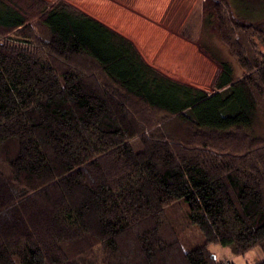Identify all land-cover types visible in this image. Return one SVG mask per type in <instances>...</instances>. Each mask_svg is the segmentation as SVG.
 I'll use <instances>...</instances> for the list:
<instances>
[{
	"label": "trees",
	"instance_id": "16d2710c",
	"mask_svg": "<svg viewBox=\"0 0 264 264\" xmlns=\"http://www.w3.org/2000/svg\"><path fill=\"white\" fill-rule=\"evenodd\" d=\"M203 23L229 56L212 91L66 0H0V264L264 251V17L205 0Z\"/></svg>",
	"mask_w": 264,
	"mask_h": 264
},
{
	"label": "rangeland",
	"instance_id": "374dc122",
	"mask_svg": "<svg viewBox=\"0 0 264 264\" xmlns=\"http://www.w3.org/2000/svg\"><path fill=\"white\" fill-rule=\"evenodd\" d=\"M66 1L96 18H103L102 22L131 39L151 65L180 81L212 91L220 66L211 53L229 59L223 44L203 23L205 0L161 1L162 7L167 5L165 12L158 7L132 10L140 20H129L123 9H101L95 0ZM230 3L240 15L253 20L264 17V0H230ZM236 69L240 75L242 70L237 66ZM184 239L187 247L204 242L200 231L193 226L184 233ZM209 248L225 264H255L264 259L260 247L244 254L221 244H211Z\"/></svg>",
	"mask_w": 264,
	"mask_h": 264
},
{
	"label": "crops",
	"instance_id": "0c3cea01",
	"mask_svg": "<svg viewBox=\"0 0 264 264\" xmlns=\"http://www.w3.org/2000/svg\"><path fill=\"white\" fill-rule=\"evenodd\" d=\"M97 4L101 5V9L105 8H111L112 10H115L117 8L118 10H125L124 15L130 16L129 20H140L139 17H137V13L132 10H145L146 8L152 9L153 7H158L163 12L167 9V5L164 4L162 7L161 1L171 2L172 0H95ZM115 1V2H114ZM155 3V6L152 5ZM162 7V8H161ZM131 14V15H130ZM99 20H104L101 17H97ZM220 71V70H219Z\"/></svg>",
	"mask_w": 264,
	"mask_h": 264
}]
</instances>
